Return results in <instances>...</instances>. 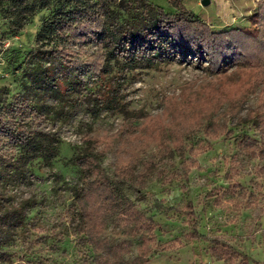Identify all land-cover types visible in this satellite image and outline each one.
Returning a JSON list of instances; mask_svg holds the SVG:
<instances>
[{
	"label": "rangeland",
	"instance_id": "1",
	"mask_svg": "<svg viewBox=\"0 0 264 264\" xmlns=\"http://www.w3.org/2000/svg\"><path fill=\"white\" fill-rule=\"evenodd\" d=\"M45 1L49 6L37 9L17 32V19L0 12V168L26 155L21 130L44 134L53 145L48 158L37 155L17 179L0 182L23 217L5 248L8 260L0 264H264V39L244 32L252 29L250 17L260 11V0H210L207 6L183 0L213 32L240 33L241 39L230 34L224 41L235 56L217 72L208 68L209 60L185 51L180 60L157 67L115 66L99 79L92 66L103 53L97 42L66 45L72 61L66 71L88 89L77 102V92L58 98L51 91L39 101L25 86L31 69H17L60 7L58 0ZM149 1L178 12L168 0ZM107 82L125 111L144 115L116 141L109 138L125 114L92 109ZM169 103L194 110L197 133L181 144L162 138L173 119ZM85 138L97 141L102 171L127 204L79 179L72 158L84 150ZM126 170L133 172L131 180L123 179ZM80 191L88 196L78 202Z\"/></svg>",
	"mask_w": 264,
	"mask_h": 264
},
{
	"label": "trees",
	"instance_id": "2",
	"mask_svg": "<svg viewBox=\"0 0 264 264\" xmlns=\"http://www.w3.org/2000/svg\"><path fill=\"white\" fill-rule=\"evenodd\" d=\"M260 2V11L250 17L252 29L244 31L248 38L256 41L264 39V0ZM168 3L178 11L176 14L167 12L164 7L154 5L149 0H58L60 7L44 23L37 36L36 48L17 67L31 69L26 73L25 86L37 95L39 101L44 100L43 97L49 91L58 98L77 92L80 97L76 101L73 99V102L81 100L82 92L88 89L84 88L78 78L67 73L66 69L72 61L68 60L69 50L65 46L82 40L88 41L90 38L97 42L98 48L103 52L98 56L97 62L92 64L95 69H99V79L109 75L115 66L119 69H133L137 63L145 62L150 68L157 67L173 57L180 60L179 55L185 51L196 55L198 59L209 60L208 68L213 72L221 68L225 59L235 56L224 46V41L230 34L241 39L239 31L215 33L199 15L183 7V0H168ZM49 4L45 0H1L0 12L17 19L13 24L17 32L30 22L37 9L47 8ZM141 51L147 54L138 57ZM57 55H60L59 66L55 63ZM113 91V83L111 85L107 82L102 95L94 98L92 109L96 114L102 110L125 114L122 127L109 138L116 141L129 134L144 115L141 112L125 111L117 96L108 93ZM90 95L84 96V99L90 100ZM171 104H168V110L173 119L164 126L162 138L164 141L176 139L181 144L185 138L197 133L194 110L177 109ZM241 106V101L235 103L237 110ZM263 111L264 102L259 107L260 114ZM2 120L0 116V124ZM261 135L264 137V131ZM19 136L22 139L19 145H22L20 147L26 151V155L1 165L0 182L17 179L26 169L28 161L37 158V155L48 158L53 152L51 139L44 134L21 130ZM84 143V150L72 158V162L79 167V179L88 186L103 188L116 202L127 204L128 198L102 171L99 157L103 153L95 152L97 141L85 138ZM43 151L45 153L42 154ZM6 168H11V173H5ZM132 177L131 170L123 172V179L131 180ZM77 196L78 202H81L88 194L80 191ZM134 218L140 221L141 214L134 211ZM22 224L20 208L12 205L6 194L0 191V262L8 260L5 248L10 245L13 235Z\"/></svg>",
	"mask_w": 264,
	"mask_h": 264
},
{
	"label": "water",
	"instance_id": "3",
	"mask_svg": "<svg viewBox=\"0 0 264 264\" xmlns=\"http://www.w3.org/2000/svg\"><path fill=\"white\" fill-rule=\"evenodd\" d=\"M209 3H210V0H203V1H202V5H203V6H207V5H209Z\"/></svg>",
	"mask_w": 264,
	"mask_h": 264
}]
</instances>
